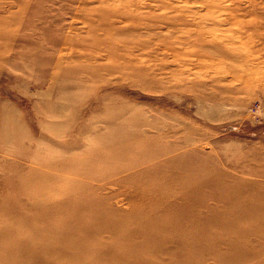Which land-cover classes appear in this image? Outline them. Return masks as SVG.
Masks as SVG:
<instances>
[{"label": "rangeland", "instance_id": "obj_1", "mask_svg": "<svg viewBox=\"0 0 264 264\" xmlns=\"http://www.w3.org/2000/svg\"><path fill=\"white\" fill-rule=\"evenodd\" d=\"M122 147L126 156L164 153L132 167L109 156ZM95 151L105 157L90 161ZM60 162L68 170L90 163L88 172L106 177L85 196L65 193L85 178L53 175ZM178 164L190 165L186 180L224 173L231 177L222 182L264 192V0H0L1 199L44 205V187L60 186L49 202L96 195L113 217L133 213L127 230L147 228L136 212L149 210L153 196L142 184L153 176L134 174ZM114 168L121 171L108 174ZM70 210L82 213L74 204L62 211ZM82 216L74 226L91 225ZM11 218L0 216V225ZM36 231L29 225L12 235ZM109 235L103 230L90 247L108 249ZM4 241L0 247L11 244Z\"/></svg>", "mask_w": 264, "mask_h": 264}, {"label": "bare ground", "instance_id": "obj_2", "mask_svg": "<svg viewBox=\"0 0 264 264\" xmlns=\"http://www.w3.org/2000/svg\"><path fill=\"white\" fill-rule=\"evenodd\" d=\"M139 133L132 131L131 137ZM120 135L123 134L111 135L106 141L113 143L115 139L121 138ZM126 149H113L109 156L126 158V162L135 167L164 153L163 150H139L134 156H126ZM94 154L90 161L105 157L97 151ZM59 165L58 172L53 175L62 178L64 173L76 172L83 174L85 178L81 183H68L63 190L65 193L84 195L83 191L89 192L96 188L90 187L91 183L106 177L103 172H88L90 163L77 162L69 170L64 168L66 165L63 163L60 162ZM178 165L169 172L150 169L147 172L143 169L134 174L138 178L145 174L153 176V179H146L142 184L146 192L153 196L149 210L146 213L136 212L138 218H146L147 228L139 225L127 230L126 223L132 222L135 217L133 213L126 219L113 217L116 216V210H101L96 195L91 194L92 198L90 196L81 203L77 200L79 198L49 202L55 190L61 187L46 185V179L44 190L46 187L48 190L39 198L40 201L44 199V205L36 200L31 204L22 202L20 197H12L10 200L0 198V216L6 213L12 216L7 225H0V241L11 242L0 247V264H10V260L15 261V264H208V258L213 260L212 264H264V192L249 188L246 183L234 186V182H222L231 177L224 173L215 176L214 173L211 174V178L218 180V186H215L210 177H201L202 172L199 173L202 179L191 176L186 180L181 175L188 173L190 165ZM119 171L121 170L114 168L108 174ZM27 183L29 186V181ZM206 186L209 189L203 190ZM27 191H30V186ZM209 199L213 203H209ZM65 204L72 208L73 204L79 206L82 213L71 211L72 209L70 212L62 211ZM36 215L41 224H33L30 217L36 218ZM82 215L90 217V226L83 228L73 225L75 220L83 219ZM51 220L56 222H52V225L45 224ZM29 225H33V229L40 234L25 238H18L14 232L12 235L13 230L24 229ZM219 226L224 228L223 232L214 230ZM103 230L110 234L105 240L113 241L114 244L103 250L91 248V240H100L98 236ZM250 239L255 241L252 245H248ZM242 242L243 245H239ZM220 246L226 249L221 250ZM260 252L262 255H257Z\"/></svg>", "mask_w": 264, "mask_h": 264}]
</instances>
